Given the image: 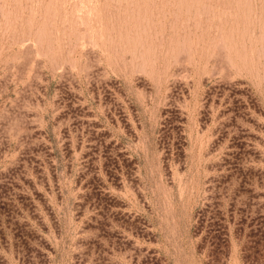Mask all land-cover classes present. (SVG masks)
Masks as SVG:
<instances>
[{
  "label": "rangeland",
  "instance_id": "1",
  "mask_svg": "<svg viewBox=\"0 0 264 264\" xmlns=\"http://www.w3.org/2000/svg\"><path fill=\"white\" fill-rule=\"evenodd\" d=\"M0 264H264V0H0Z\"/></svg>",
  "mask_w": 264,
  "mask_h": 264
},
{
  "label": "bare ground",
  "instance_id": "2",
  "mask_svg": "<svg viewBox=\"0 0 264 264\" xmlns=\"http://www.w3.org/2000/svg\"><path fill=\"white\" fill-rule=\"evenodd\" d=\"M183 63V62H182ZM249 208V207H248Z\"/></svg>",
  "mask_w": 264,
  "mask_h": 264
}]
</instances>
